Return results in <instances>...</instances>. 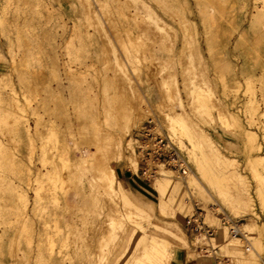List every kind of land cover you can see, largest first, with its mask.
I'll return each instance as SVG.
<instances>
[{
    "label": "rangeland",
    "instance_id": "rangeland-1",
    "mask_svg": "<svg viewBox=\"0 0 264 264\" xmlns=\"http://www.w3.org/2000/svg\"><path fill=\"white\" fill-rule=\"evenodd\" d=\"M0 17V264H153L141 254L144 236L168 243L172 259L185 237L199 241L191 249L212 247L233 264H256V241H264L257 197L264 162L249 137L264 156V0H0ZM18 30L30 41L26 86L7 42ZM194 84L202 87L199 100ZM171 118L185 124L182 139L170 131ZM148 124L173 142L187 174L157 165L154 177L143 176L133 138ZM36 125L31 139L26 127L34 133ZM112 136L122 139L126 156L130 140L136 171L115 161L116 150L107 148ZM102 157L113 160L124 193L148 215L138 220L143 230L99 185L90 162ZM54 167L55 185L48 176L36 183L39 168ZM165 177L160 213L153 182L165 184ZM196 212L212 237L188 229ZM111 222L117 226L109 230ZM233 238L243 242V259L220 250Z\"/></svg>",
    "mask_w": 264,
    "mask_h": 264
},
{
    "label": "bare ground",
    "instance_id": "bare-ground-1",
    "mask_svg": "<svg viewBox=\"0 0 264 264\" xmlns=\"http://www.w3.org/2000/svg\"><path fill=\"white\" fill-rule=\"evenodd\" d=\"M212 4V3H211ZM260 16H261V14H260ZM208 21V20H207ZM164 22V21H163ZM4 23H5V20H4V18H2V17H0V26L1 27H3L4 26ZM164 23H166V22H164ZM208 23V22H207ZM159 27L160 28H163V27H165L166 28V26L165 25H163V24H159ZM5 29V28H4ZM162 30H166V29H162ZM0 33H2V29H0ZM165 34H167V32L165 33ZM8 38V40H7V42L9 43V47H10V49H11V52L13 53V55L14 56H17L19 59H17V60H19L17 63H18V65H17V68H16V72H17V75H18V79H19V81L21 82V84L22 85H24V86H26L28 83H29V77H28V69H29V59H30V55H29V53H30V41H29V39H28V37L26 36V35H24L23 34V32L22 31H17V33H16V37H15V39L14 38H12V37H10V36H8L7 37ZM15 58V57H14ZM13 64V63H12ZM15 67V66H14ZM242 72V71H241ZM249 78V77H248ZM247 78V79H248ZM248 82V81H247ZM253 82V81H252ZM195 85V87H194V91H195V93H196V100H199V99H201V93L199 92V89L200 88H202V87H200L199 85H196V84H194ZM250 88V87H249ZM202 90V89H201ZM204 90V89H203ZM203 90H202V92H203ZM32 94V93H31ZM174 95V94H173ZM209 97V96H208ZM32 99V98H31ZM254 99V96H253V98L251 99L252 100V103H253V100ZM27 100V99H26ZM33 101V100H32ZM255 102V101H254ZM29 104H30V102H28ZM27 103V104H28ZM256 104V103H255ZM171 105V104H170ZM204 105V104H203ZM201 106V105H200ZM207 106V105H206ZM204 107V106H203ZM255 107H257L258 108V106L256 105ZM145 110V109H144ZM183 112H181V114H182ZM186 113V112H185ZM262 113V112H261ZM184 114V113H183ZM182 114V115H183ZM260 114V113H259ZM181 116V115H180ZM188 116V115H187ZM261 116H264V112L262 113V115ZM177 117H179V115H177ZM181 118V117H180ZM183 119H185L186 120V118H183ZM178 121V120H177ZM180 121V120H179ZM167 122V121H166ZM181 122H185V121H181ZM186 122H187V120H186ZM188 123V122H187ZM178 124V122H176L175 121V118H171L170 119V127H169V129H170V131L171 132H173V134L175 135V136H177V138H179V139H182V137H183V135H184V129H182L183 128V125L185 126V124H183V125H180V127L177 125ZM179 124H180V122H179ZM37 125H39V122H37ZM37 125H36V129H34L35 131H34V133H32L31 132V130H30V128H28V126L26 127V133H27V135L32 139V136H33V134L35 135V134H39V132H40V130L37 128ZM189 125V124H188ZM191 125V124H190ZM189 127V126H188ZM188 127L186 128V129H188ZM185 129V130H186ZM191 129V128H190ZM197 130V129H196ZM187 131V130H186ZM185 131V132H186ZM188 131H189V129H188ZM193 131V130H192ZM194 132V131H193ZM195 132H197V131H195ZM186 134V133H185ZM188 134H190V133H188ZM193 134V133H192ZM192 134H190V135H192ZM194 134H196V133H194ZM111 136V135H110ZM174 136V137H175ZM193 136V135H192ZM198 136V135H197ZM249 136V135H248ZM248 136H247V139H248ZM109 137V136H108ZM195 137V136H194ZM196 138V137H195ZM109 139V138H108ZM108 139H107V141H108ZM112 139V140H111ZM174 139V138H173ZM193 139V138H192ZM257 139H256V137H254L253 135H251L250 137H249V141H250V144L249 145H252L254 148L256 147L259 151L257 152V150L255 151V149H254V151H255V153L257 152L258 154H257V156H255V157H258L260 160V162H264V156L263 155H261L260 154V151H261V145H260V143L258 142L257 144H255V141H256ZM179 141V140H178ZM193 141V140H192ZM249 141H247L248 143H249ZM258 141V140H257ZM47 144V143H46ZM179 144L182 146V147H184L185 145H184V143H183V141H179ZM195 144V143H194ZM193 144V145H194ZM199 145V144H198ZM197 145V146H198ZM128 146H129V148H130V150H131V156H126V154L124 153V147H123V141H122V139L121 138H113V136L109 139V142H107V148H109V149H113V150H116V155H117V157H116V159H115V161H118V162H122V161H127V162H131V165H132V168H133V170L134 171H136L137 170V168H138V163H137V160L135 159V157H134V147H133V145L131 144V142H130V140H129V142H128ZM196 146V147H197ZM252 146H249V147H252ZM195 147V146H194ZM46 149V148H45ZM45 149H44V146H41V150H42V157H41V161L43 162V163H45V160H46V151H45ZM184 149V148H183ZM215 149V148H214ZM250 148H248V150H249ZM211 150V149H210ZM218 150V149H217ZM105 151H108L107 149L105 150ZM104 151V152H105ZM215 151V150H214ZM250 151V150H249ZM253 151V150H252ZM103 152V153H104ZM106 153V152H105ZM108 153H110V152H108ZM112 153V152H111ZM136 153V152H135ZM217 153H219V152H217ZM253 153V152H252ZM130 154V153H129ZM212 154H215V155H218V154H216L215 152L214 153H212ZM250 154V153H249ZM106 156V155H105ZM112 156V155H111ZM114 156H115V154H114ZM137 156V155H136ZM214 156V155H213ZM250 156V155H249ZM252 156H254L253 154H252ZM252 156H250V157H252ZM109 157H110V154H109ZM217 157H219V156H217ZM251 160V159H250ZM113 161V160H112ZM109 158H107V157H102V158H100L99 160L97 159H95V160H93V162H90L91 164H90V166H91V168H93L94 170H96V177H97V179H98V183H99V185H101L103 188H104V190L105 191H107V193H109L110 194V197L111 198H113V199H116V200H118L117 202H119V200H121L122 202H123V204L124 205H126L127 207H128V211H127V209H126V211L128 212L127 213V218L128 219H130L131 221L133 220V222H135L136 221V224L138 225V227L140 228V230H143V226H142V224L140 223V222H138V220H140V218H142V217H144L146 214L145 213H143L142 211H140L139 209H137L133 204H132V202L130 201V199L128 198V196L124 193V191H123V189H122V186H119V187H117V182H118V180H117V176H116V171H115V169H114V167L112 166V162ZM114 161V162H115ZM48 162V161H47ZM250 162V161H249ZM252 163V162H251ZM162 165V164H161ZM120 166V165H119ZM93 170V171H94ZM58 168H53V170L52 171H50L49 170V172L48 173H46V172H44V171H42V169H38V171H37V175H36V178H35V181H36V183L37 184H39V183H43L44 182V177H49V181L51 182V183H53V185H55V181H56V179L57 178H59L58 176ZM166 172H168V171H166ZM166 172H163L164 173V175H165V173ZM172 172V171H171ZM187 172H188V170L184 173V174H187ZM254 172V171H253ZM255 172H257V171H255ZM57 173V174H56ZM258 173V172H257ZM256 173V174H257ZM166 174H168L169 175V173H166ZM253 174H255V173H253ZM255 174V175H256ZM236 175V174H235ZM259 174H257V176H258ZM171 176V175H170ZM233 176H234V174H233ZM239 177V175L237 174L236 175V177ZM235 177V176H234ZM237 177V178H238ZM164 178V177H163ZM192 178L195 180V181H197V182H199L198 180V177H196V175H192ZM255 178H256V176H255ZM158 180V179H157ZM194 180H193V182H192V184L193 183H196V182H194ZM238 180V179H237ZM163 182H164V180H162ZM244 181V180H243ZM57 182V181H56ZM163 182L161 183V181H158V182H153V183H156L155 185H154V187H155V189L157 190V193L159 194V196H160V198H159V200H158V209H159V212H160V210H163V208H166V207H164L165 205H166V202H167V188H168V186H169V184H170V181H169V178H166L165 177V184H163ZM242 182V181H241ZM190 183V182H189ZM243 184L245 185V183L243 182ZM100 186V187H101ZM99 187V188H100ZM260 189V188H259ZM34 191H35V200H34V209L35 210H38V208H39V205H40V203H41V193H39V191H40V188L39 187H35L34 188ZM258 191V190H257ZM259 192V191H258ZM23 194V193H22ZM258 195V194H257ZM24 196V200H27V197L25 196V195H23ZM43 197V196H42ZM244 197H246V195L244 196ZM252 197V196H251ZM251 197H249L248 199H247V201L251 204V206H255L256 204H254V203H256L257 202V200H253ZM258 197V199L260 198V200H258V202H259V204L263 207V209H264V190H262V191H260L259 192V195L257 196ZM114 201V200H113ZM25 202V201H24ZM116 202V203H117ZM115 203V204H116ZM248 203V204H249ZM169 204V203H168ZM249 204V205H250ZM235 205V204H234ZM117 206V205H116ZM170 207V206H169ZM250 207V206H249ZM188 208V207H187ZM239 209H240V207H238ZM256 208V207H255ZM170 209V208H169ZM252 209V208H251ZM233 210V209H232ZM253 210V209H252ZM254 210H256V209H254ZM125 211V212H126ZM163 213H166V212H164V211H162ZM254 212H256V211H254ZM161 213V212H160ZM235 215L236 214H238L239 212H237V210L236 209H234V212H233ZM253 214V213H252ZM125 215V214H124ZM124 215H122V216H124ZM239 215V214H238ZM255 215H257V217H258V213H255ZM125 216V217H126ZM147 217H148V215H146ZM236 217V216H235ZM260 217V216H259ZM124 218V217H123ZM127 219V220H128ZM134 219H136V220H134ZM113 220H115V219H113ZM124 220V219H123ZM126 222V221H125ZM128 222V221H127ZM109 223V222H108ZM124 223V222H123ZM129 223H130V221H129ZM46 225V224H45ZM134 225V224H133ZM115 226H117L116 224H113V222H111L110 224H109V230H112L113 228H115ZM46 227V226H45ZM137 228V227H136ZM46 232V231H45ZM255 232V231H254ZM46 234V233H45ZM134 234V233H133ZM48 235V234H47ZM200 235V234H199ZM202 235V234H201ZM261 235V234H260ZM42 236H43V234H42ZM262 236V235H261ZM51 238V237H50ZM262 238V237H261ZM201 239V238H200ZM205 239V238H204ZM203 239V240H204ZM202 240V239H201ZM212 240V239H211ZM182 241V240H181ZM41 243H43L44 241L43 240H41L40 241ZM50 242H52V243H50ZM139 244H140V250H141V254L143 255V256H148V257H150L152 260H153V264H169L170 263V260H171V258H172V254H173V248H171V246L168 244V243H166V242H162V241H159L157 238H155V237H149V238H147V237H142L139 241ZM256 242H258V243H256V244H259V248H260V252H258V251H255V255L254 256H257V260H256V264H261L262 263V256L264 255V241H262V240H259V241H256ZM48 243H50V251H53V249H52V246H53V241H48ZM193 243H194V245H197V244H199V241H196V240H194L193 241ZM192 243V244H193ZM202 243V242H201ZM227 247L226 248H223V247H221V249L220 250H223L224 249V253L225 252H227V253H229V255H231L233 258L234 257H236V256H238V257H240L239 259H243V248H242V246H243V242H242V240H240V239H231V240H229L228 242H227V245H226ZM226 249V250H225ZM251 249V248H250ZM219 253V252H218ZM237 257V258H238ZM252 257V256H251ZM245 259H246V257H245ZM247 260V259H246ZM249 260V259H248ZM245 262H247V261H245ZM254 262V261H253ZM248 263V262H247ZM246 263V264H247ZM249 264V263H248Z\"/></svg>",
    "mask_w": 264,
    "mask_h": 264
},
{
    "label": "built area",
    "instance_id": "built-area-1",
    "mask_svg": "<svg viewBox=\"0 0 264 264\" xmlns=\"http://www.w3.org/2000/svg\"><path fill=\"white\" fill-rule=\"evenodd\" d=\"M133 140L138 151L141 172L146 178L154 177L157 172L155 167L161 164L182 171L183 174L187 171V164L178 149L158 130L156 125L143 126ZM187 225L188 229L197 235L212 237L215 233L213 228L203 220L202 212L194 213L187 220ZM231 231L234 232L235 229L231 228Z\"/></svg>",
    "mask_w": 264,
    "mask_h": 264
},
{
    "label": "crops",
    "instance_id": "crops-1",
    "mask_svg": "<svg viewBox=\"0 0 264 264\" xmlns=\"http://www.w3.org/2000/svg\"><path fill=\"white\" fill-rule=\"evenodd\" d=\"M122 175L126 183L130 186H133L132 184L135 182V179L132 176V174H128L125 170H122ZM116 176H117V172H116ZM122 189L124 190L123 186H122ZM156 207L158 209V201L156 202ZM152 209H154V207H152ZM190 243L187 241L185 237L180 239L179 244H183V247L175 250L174 258L173 259L171 258L172 259L171 264H233L231 259H229L228 257L221 256L218 253V251H213L212 247H206V246L204 247V246L198 245L191 249L190 245L192 246H195V245L194 243L193 244L192 243L190 244Z\"/></svg>",
    "mask_w": 264,
    "mask_h": 264
}]
</instances>
